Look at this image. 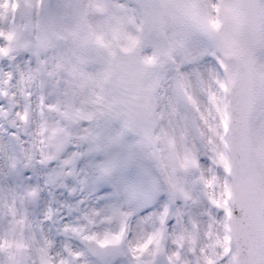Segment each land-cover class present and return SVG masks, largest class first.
<instances>
[{
    "label": "snow or ice",
    "instance_id": "obj_1",
    "mask_svg": "<svg viewBox=\"0 0 264 264\" xmlns=\"http://www.w3.org/2000/svg\"><path fill=\"white\" fill-rule=\"evenodd\" d=\"M0 264H264V0H0Z\"/></svg>",
    "mask_w": 264,
    "mask_h": 264
}]
</instances>
